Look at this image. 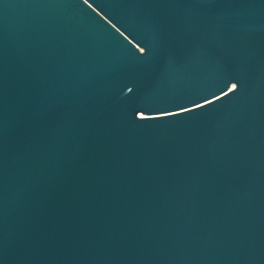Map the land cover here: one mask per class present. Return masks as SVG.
I'll list each match as a JSON object with an SVG mask.
<instances>
[{
	"label": "water",
	"instance_id": "water-1",
	"mask_svg": "<svg viewBox=\"0 0 264 264\" xmlns=\"http://www.w3.org/2000/svg\"><path fill=\"white\" fill-rule=\"evenodd\" d=\"M0 264H264V0H0Z\"/></svg>",
	"mask_w": 264,
	"mask_h": 264
}]
</instances>
